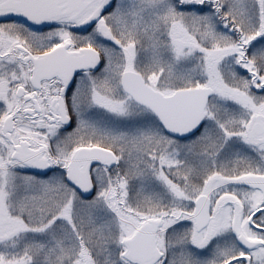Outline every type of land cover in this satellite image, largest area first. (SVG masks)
<instances>
[{"label":"snow or ice","instance_id":"1","mask_svg":"<svg viewBox=\"0 0 264 264\" xmlns=\"http://www.w3.org/2000/svg\"><path fill=\"white\" fill-rule=\"evenodd\" d=\"M0 264H264V0H0Z\"/></svg>","mask_w":264,"mask_h":264}]
</instances>
